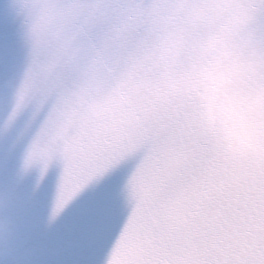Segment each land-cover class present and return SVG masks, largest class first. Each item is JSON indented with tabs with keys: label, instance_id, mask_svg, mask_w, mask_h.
Segmentation results:
<instances>
[{
	"label": "snow or ice",
	"instance_id": "6c2138e0",
	"mask_svg": "<svg viewBox=\"0 0 264 264\" xmlns=\"http://www.w3.org/2000/svg\"><path fill=\"white\" fill-rule=\"evenodd\" d=\"M178 105L149 102L125 125L69 162L70 196L54 226L72 243L55 253L0 244V264H264V172L235 175L189 131ZM124 137L145 145L132 181L134 203L122 209L105 190L78 197L103 170L107 153ZM5 216L16 215L11 192L0 193ZM38 221L43 209H31Z\"/></svg>",
	"mask_w": 264,
	"mask_h": 264
},
{
	"label": "clouds",
	"instance_id": "9594fccd",
	"mask_svg": "<svg viewBox=\"0 0 264 264\" xmlns=\"http://www.w3.org/2000/svg\"><path fill=\"white\" fill-rule=\"evenodd\" d=\"M207 48L218 58V63L201 74V105L210 127L233 148H244L251 143L254 130L249 119L253 101L241 93L238 68L229 61L223 36H213ZM99 109L97 102L83 101L74 107L62 102L46 118L23 158L22 166L29 168L46 162L56 153L67 156L75 137L73 128L87 122Z\"/></svg>",
	"mask_w": 264,
	"mask_h": 264
},
{
	"label": "water",
	"instance_id": "95a60500",
	"mask_svg": "<svg viewBox=\"0 0 264 264\" xmlns=\"http://www.w3.org/2000/svg\"><path fill=\"white\" fill-rule=\"evenodd\" d=\"M19 53H18V51L17 52H14V54L13 55H18ZM20 55V54H19Z\"/></svg>",
	"mask_w": 264,
	"mask_h": 264
}]
</instances>
